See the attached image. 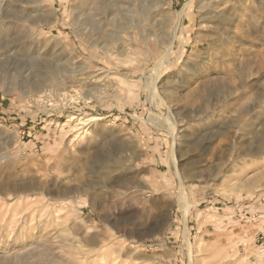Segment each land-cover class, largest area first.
Instances as JSON below:
<instances>
[{"label": "rangeland", "instance_id": "1", "mask_svg": "<svg viewBox=\"0 0 264 264\" xmlns=\"http://www.w3.org/2000/svg\"><path fill=\"white\" fill-rule=\"evenodd\" d=\"M81 2L0 0V264H264V0Z\"/></svg>", "mask_w": 264, "mask_h": 264}, {"label": "bare ground", "instance_id": "2", "mask_svg": "<svg viewBox=\"0 0 264 264\" xmlns=\"http://www.w3.org/2000/svg\"><path fill=\"white\" fill-rule=\"evenodd\" d=\"M140 0H103L97 5H92L90 3V0H82L81 4L82 6L81 9L83 10L82 13L87 15V17H90L91 19H98L99 17L103 18L105 13L108 11V7L111 6L112 9L108 13V15L105 17L107 21H112L114 19H117L119 15L124 14V22L129 25L130 22H132V18L128 17L126 14L132 13L134 10V7L137 5V3ZM149 2H154L156 0H146ZM126 6V7H125ZM153 22H158V19H154ZM101 23V22H100ZM155 24V23H154ZM149 26V25H148ZM151 26V25H150ZM130 27V26H129ZM132 28V27H131ZM148 28V27H147ZM149 29V28H148ZM133 35V34H132ZM131 35V36H132ZM242 36V35H241ZM130 37V36H129ZM243 37V36H242ZM25 36L24 35H17L14 38H9L7 39L8 41L3 43L2 46H0L1 53H0V71L2 73H7L10 69L11 66H15L17 68L21 67L23 64L24 59L20 57L17 59H11L12 53H17L18 48L21 46V41L24 40ZM12 39V40H11ZM9 44V49L5 48L6 44ZM60 48V47H59ZM66 51V50H65ZM64 51V52H65ZM66 54V53H64ZM18 56V55H17ZM27 56V55H26ZM61 57V54L59 55ZM63 56V54H62ZM25 57V56H23ZM64 57V56H63ZM66 57V56H65ZM224 60V59H223ZM28 71V70H27ZM24 72V71H23ZM26 73V72H25ZM88 80V78H87ZM91 91V90H90ZM214 111V110H213ZM213 117V116H212ZM219 118L222 122L225 121L226 117L219 116ZM208 118V117H207ZM228 118V117H227ZM226 118V119H227ZM209 119V118H208ZM93 121H99L101 119L99 118H91ZM213 120H211L212 122ZM219 121V120H218ZM214 125L215 123H211V125ZM208 125V124H207ZM181 130V129H180ZM187 200V199H186ZM188 201V200H187ZM187 203V202H186ZM189 205V204H188ZM187 206V205H185ZM190 206V205H189ZM191 207V206H190ZM190 207L185 209V216L187 217Z\"/></svg>", "mask_w": 264, "mask_h": 264}]
</instances>
